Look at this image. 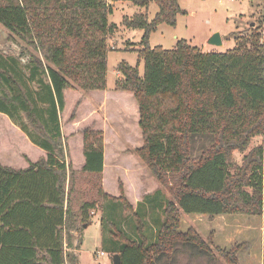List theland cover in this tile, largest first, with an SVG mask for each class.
I'll return each instance as SVG.
<instances>
[{
	"label": "trees",
	"instance_id": "1",
	"mask_svg": "<svg viewBox=\"0 0 264 264\" xmlns=\"http://www.w3.org/2000/svg\"><path fill=\"white\" fill-rule=\"evenodd\" d=\"M123 1L158 8L151 21L146 13L123 17L124 27L143 36L136 66L118 64L115 91L133 94L142 134V146L133 152L170 199L153 241L115 235L120 264H222L211 239L180 227L184 214L245 215L261 217L264 232V0L263 14L224 53L202 52L186 40L172 50L151 47L149 36L159 25L173 27L185 14L178 0ZM112 8L108 0H0V26L8 40L41 57L29 55L23 72L20 59L0 55V115L44 152L24 169L0 163V264H75L65 249L72 245L76 220L66 199L60 115L67 90L107 89V42L117 30L108 21ZM82 135L81 173L101 181L103 133L87 128ZM258 137L263 142L245 153ZM235 152L245 153L240 165L233 161ZM122 189L113 198L99 184L97 193L131 214ZM95 207L82 204L83 225ZM240 248L215 249L225 264H240Z\"/></svg>",
	"mask_w": 264,
	"mask_h": 264
},
{
	"label": "rangeland",
	"instance_id": "2",
	"mask_svg": "<svg viewBox=\"0 0 264 264\" xmlns=\"http://www.w3.org/2000/svg\"><path fill=\"white\" fill-rule=\"evenodd\" d=\"M108 3L114 5L113 13L109 15L108 21L117 26V30L114 34L109 35L107 42L109 48L106 78L108 93L105 94V99L100 100L98 94H93L92 97L88 94L96 91L85 92L79 88L67 90L64 95L65 108L60 115L65 151L64 163L68 169L65 181V190L66 193L68 192L66 199L76 220L75 232L79 234L80 243L82 241L79 249L82 253L79 260L77 252L66 251L75 257V264H113L112 258L117 254L121 244L115 239V235L124 234L129 237L136 228L140 232L149 229L150 233H154L163 221L162 213L170 199L166 186H162L152 177L133 152L134 149L142 146V134L138 126L139 114L130 119V116L132 117L130 101L135 104L138 113V106L133 94L115 91V83L119 79L117 77L119 75L117 72L118 64L124 62L129 66H135L137 51L140 49L139 43L143 36L141 30L124 27L122 19L127 17L132 20L134 17L145 13L142 12L141 8L123 0H108ZM178 3L185 14L176 17V24L173 27L164 24L159 25L149 36L151 47L161 46L163 49L172 50L175 43L186 40L189 45L197 47L202 52L224 53L235 49L237 46L236 39L247 33L248 23L254 22L263 14L262 0H178ZM155 13H157V6L152 2L148 7L147 20L151 21ZM214 33L220 34L222 45L219 47L208 44L209 38ZM8 35V32L0 26V55L6 58L20 59V68L26 72L23 65L29 60L28 56L33 54L39 56V54H36L30 47L28 48L30 50L23 51L24 45L17 40L14 42L8 40ZM261 36L264 45V25L261 29ZM21 53H24L25 57H21ZM142 68L141 66L140 74ZM87 128L103 133L106 159L105 186L110 193H116L117 196L119 192L118 196H120L119 186L122 187V184L120 181L117 183L116 173L125 179L127 176L138 175L139 173H134L137 169H146L144 181L147 188H150L148 190L149 195L144 197L143 207L134 214L136 215L134 218L128 219L129 214L124 212L120 202L113 199L102 200L99 197L97 189L99 184L102 189V176L101 181H98L94 175L81 173L80 169L83 166L82 132ZM134 131H137L140 136L136 140L130 141ZM125 137L129 140H126ZM262 142L263 138H255L245 153ZM13 143H15L16 148L22 150L32 160L37 159L38 152L41 153L38 148L24 144L23 134L17 128L15 129L6 117L0 115V152H2L0 159L12 160L20 156L25 158L27 162L28 159L22 152L16 156V152L11 147ZM244 154L234 153L233 161L236 165L241 164ZM120 171H122L121 175H119ZM154 186L156 187L155 190ZM84 202L96 203V207L88 212L86 227H83L84 225L79 220L80 207ZM131 215L133 216V214ZM182 217H184V222L180 227L181 232H185L196 225L204 236L200 235L206 239L205 237L210 231L209 226L203 225L202 228L199 226L201 222L206 223V219L203 221L196 218L197 222L193 223L190 218H186L184 215ZM243 217H239V223L236 226L237 231L240 232L236 234L237 241L233 246L239 245L241 247L240 254L236 257L240 264H264L262 220L260 217L254 216ZM154 219L155 221H152ZM246 225L250 226L249 230H246ZM243 231H247L246 234H243ZM130 238L134 239L133 237ZM150 240H152V236ZM229 249L225 248L224 250ZM93 252H102L103 256L101 255L99 260H94L95 254ZM214 252L218 261L225 264L216 253L215 247ZM184 263L185 261L182 260L181 264ZM67 264L69 263L67 262Z\"/></svg>",
	"mask_w": 264,
	"mask_h": 264
},
{
	"label": "crops",
	"instance_id": "3",
	"mask_svg": "<svg viewBox=\"0 0 264 264\" xmlns=\"http://www.w3.org/2000/svg\"><path fill=\"white\" fill-rule=\"evenodd\" d=\"M112 7H113L112 9H114V5H112ZM141 10L143 13H146V14L148 13V8L147 9L141 8ZM182 11H184V10H182ZM157 12H158V8H157ZM155 15H156V13L154 14V16ZM175 45H176V43H175ZM136 64H137V62H136ZM136 64H135V66H136ZM135 66H133V67H135ZM141 66H142V64H140V66H139V73H140V67ZM142 71H143V68H142ZM140 75H142V73ZM117 77L120 78L121 76L117 75ZM107 93H108V86H107V89L105 91H96V92H91L88 94H90L89 95L90 97H92L91 95H93V94H98V96L101 98L100 100H103V99H105V96H106L105 94H107ZM130 107H131V112H132V114H131L132 117L130 116V119L137 117V114H138L137 108L135 107V104L132 101H130ZM134 121L136 122L135 119H134ZM12 126H14V125H12ZM14 128L16 129L15 126H14ZM139 136H140L139 133L137 131H134L133 137L130 138L131 139L130 141L136 140L137 137L139 138ZM125 139H126V137H125ZM126 140H129V139L127 138ZM23 142H24V144H28L30 146H33L24 135H23ZM11 147L14 149L13 151L16 152V156H18L20 152H22L24 155H26L22 150H19L18 148L15 147V143H13V145ZM39 151L41 153H39V152L37 153V159L36 160H32L31 158L28 157V155H26L28 161L35 162L38 160V158L44 157V152L40 149H39ZM0 153H2V152H0ZM9 160L10 159H8V160L7 159H0V163L2 165L14 168L16 170L24 169L28 166V161L26 162V159L23 157H20V156L17 159H12L10 161ZM82 160H83V164H84V157L82 158ZM105 161H106V159H105V154H104V165H103V171H102V184H101L102 185V191H103V193H105V194H107L113 198H118L119 192L117 193V196H116V193L112 194V193H110V191H108L106 189V186H105V180H106V169H105L106 164H105ZM113 170H115V169H113ZM145 170L146 169H137L136 172H134V173H137V174L139 173L138 175H135V176L133 175L131 177L127 176V177H125V179H122L120 176H118L117 173L115 174V179L117 180V183H118V181L121 182L123 192H124L123 195L132 208L131 214H133V216L131 214H129L128 219L131 217L134 218L136 216L134 214L139 212V209L143 207L144 197L149 195L148 190L150 188L149 187L147 188L145 181H144V176H145L144 174L146 172ZM126 172H127V170H126ZM121 173H122V171H120L119 175H121ZM155 189H156V187L154 186V190ZM143 210L145 211L144 208H143ZM184 216L186 218H190L191 222H193V223L197 222L196 218H200L203 221H204V219H206V223L201 222L199 224V226L201 228L203 227V225L209 226L208 229L210 231L207 233V237H205V238L206 239L209 238L212 240V248L214 249V247L215 248L218 247L220 249H225V248L229 249L231 246L233 247V244L236 243V241H237L236 234H238V232H240V231H237V229H236V226L239 223V221H238L239 217H243L245 215H220V216H215L213 218H210L207 215H200V214H190V215L184 214ZM246 217H248V216H245V218ZM249 217H253V216H249ZM158 220H160V219H158ZM261 220H262V218H261ZM152 221H155V219ZM183 222H184V217H182V223ZM83 227H85V225ZM193 228L198 233L202 234V236H204L203 232L199 231V228L196 227V225H194ZM245 228H246V230H249L250 226L246 225ZM133 230H134V228H133ZM135 230L133 231V234L130 236V237H133L135 240L139 239L140 237H147V239L149 241H153L156 237L155 232L157 230L154 231V233H152V232L150 233L149 229H148V231H145V232L144 231L139 232V233L137 232V235L135 234L136 233ZM262 231H263V220H262ZM246 232L247 231H243V234H246ZM70 236L72 239L71 240L72 245L66 247V251L70 252V253L74 252V251L77 252L79 254L78 255V260H79L80 255L82 253L81 250H79L80 246L82 244V241L80 243L81 239H79V234H77V232H75V231L71 232ZM151 236H152V240H150ZM93 254H95V256L93 258L94 260H99V258L103 256L102 252H100V253L99 252H93ZM239 254H240V252H238L237 255H239Z\"/></svg>",
	"mask_w": 264,
	"mask_h": 264
},
{
	"label": "water",
	"instance_id": "4",
	"mask_svg": "<svg viewBox=\"0 0 264 264\" xmlns=\"http://www.w3.org/2000/svg\"><path fill=\"white\" fill-rule=\"evenodd\" d=\"M208 44L212 46L219 47L222 45V40L219 33H214L208 40ZM86 227V225H85ZM113 264H120V257L118 254L114 255L112 258Z\"/></svg>",
	"mask_w": 264,
	"mask_h": 264
}]
</instances>
